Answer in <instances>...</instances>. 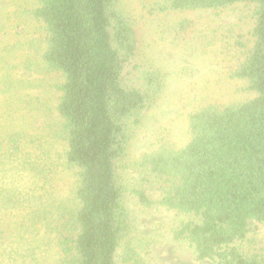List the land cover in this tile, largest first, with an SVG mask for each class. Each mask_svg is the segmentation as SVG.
I'll list each match as a JSON object with an SVG mask.
<instances>
[{"label":"trees","instance_id":"16d2710c","mask_svg":"<svg viewBox=\"0 0 264 264\" xmlns=\"http://www.w3.org/2000/svg\"><path fill=\"white\" fill-rule=\"evenodd\" d=\"M123 0H34L28 15L45 34L42 71L55 79L58 125L48 144L0 137V209L42 227L57 264H144L129 237L128 200L190 220L175 232L199 261L264 264V244L233 245L264 224V0H150L156 15L254 6L251 48L230 74L256 96L208 103L188 116L183 147L162 141L124 180L129 147L164 90L159 69L141 58V34ZM189 20L176 23L178 34ZM71 180L61 188L62 177Z\"/></svg>","mask_w":264,"mask_h":264},{"label":"rangeland","instance_id":"374dc122","mask_svg":"<svg viewBox=\"0 0 264 264\" xmlns=\"http://www.w3.org/2000/svg\"><path fill=\"white\" fill-rule=\"evenodd\" d=\"M150 0H123L122 7L141 34V58L159 69L164 90L136 130L129 147L124 180L134 179L135 165L162 141L183 147L189 140L188 116L199 106L243 102L256 95L247 83L230 74L251 48L254 6L237 4L217 11L156 15ZM34 0H0V137L24 134L28 141L46 143L54 153L61 144L52 141L58 125L53 89L55 79L41 68L45 49L42 25L28 15ZM189 20L178 34L176 23ZM61 188L71 180L62 177ZM132 230L129 242L144 264H218L199 261L194 247L175 238L176 230L190 219L164 208L147 210L128 200ZM264 244V224L245 241L236 242L248 253L249 240ZM60 255L44 228L0 209V264H57Z\"/></svg>","mask_w":264,"mask_h":264}]
</instances>
